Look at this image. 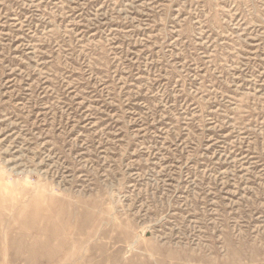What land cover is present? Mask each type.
I'll return each instance as SVG.
<instances>
[{
  "label": "rangeland",
  "instance_id": "obj_1",
  "mask_svg": "<svg viewBox=\"0 0 264 264\" xmlns=\"http://www.w3.org/2000/svg\"><path fill=\"white\" fill-rule=\"evenodd\" d=\"M0 264H264V0H0Z\"/></svg>",
  "mask_w": 264,
  "mask_h": 264
}]
</instances>
